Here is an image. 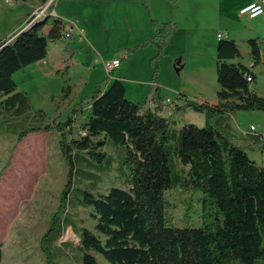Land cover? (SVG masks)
<instances>
[{
	"label": "trees",
	"instance_id": "obj_1",
	"mask_svg": "<svg viewBox=\"0 0 264 264\" xmlns=\"http://www.w3.org/2000/svg\"><path fill=\"white\" fill-rule=\"evenodd\" d=\"M142 1L154 28L147 42L162 49L176 26L152 18L146 0ZM45 22L46 18L31 23L8 43L9 38L0 41V123L8 119L6 114L19 118L32 108L28 94L17 90L14 74L44 59L50 41L60 36L59 31L57 35L40 32ZM246 44L251 65L239 60L242 54L235 39L227 36L217 42V103L183 94L178 97L184 100L178 110L192 108L205 114L203 127L175 126L173 118L162 115L158 106L145 109L130 100L124 83L115 79L107 88V80L98 83L91 94L79 98L81 105L66 121L44 124L39 116L40 125L19 132L22 138L30 132L55 129L61 153L70 164L59 208L40 241L46 264L58 263L44 243L54 232L56 239L71 226L58 224V213L68 206L76 161L87 163L81 180L95 188L102 174L115 168L107 150L118 147L123 150L130 187L111 186L101 194L90 187L80 189L76 205L92 208L94 230L103 236L76 226L81 264H101L93 251L108 264H264V165L223 130L236 111H264V95L251 88L257 80L254 68L264 65V36L249 37ZM154 82V97L161 100L156 74ZM83 116L82 131L77 134L74 123ZM177 187L192 191L193 196L202 193L199 226H176L167 216L166 192ZM2 246L0 242V264Z\"/></svg>",
	"mask_w": 264,
	"mask_h": 264
},
{
	"label": "rangeland",
	"instance_id": "obj_2",
	"mask_svg": "<svg viewBox=\"0 0 264 264\" xmlns=\"http://www.w3.org/2000/svg\"><path fill=\"white\" fill-rule=\"evenodd\" d=\"M227 1L152 0V6L148 1L151 14L153 11L155 14L168 16L173 22L178 18L180 23L179 29L174 30L162 49L153 42L148 43V40L137 45L143 35L140 28L133 32L125 30L127 15L129 22L135 26H141L147 20V10L142 0H105L98 5V11H95V6L86 4L83 9L76 10L81 15L70 16L61 14V2L50 7L57 11V17L52 14L46 17L44 26L54 25V18L62 25V34L50 41V52H57L60 47L65 48L66 42V54L77 59L78 63L71 64L69 71H65L62 76L49 72L50 65H45L47 67L42 73L35 71V65H32L14 74L19 89L25 90L30 96L32 108L19 118L6 114L4 117L9 120L5 119L0 123L2 264H46V254L40 241L52 225V217L59 208L62 191L69 180L70 164L61 153L59 134L55 129L30 132L22 138H19V132L30 125H40L42 119H45L44 124L66 121L73 109L81 105L78 99L86 97L85 94L92 93L98 83L108 79L102 69V62L96 59L101 55H115L121 60L123 65L118 67L119 73H122L130 89V96L134 83L129 80L154 81L156 74L161 85L159 95L166 102L168 99L177 100L182 91L192 98L198 96L210 103L216 102L220 88L216 72L217 32L221 20L225 18L220 7L233 8L228 3H233L232 0ZM43 5L40 0H0V41L12 37L28 24L35 11ZM37 6L39 7L35 10ZM85 7L93 12L84 13ZM79 19L82 26L78 25ZM255 21L231 20L230 24L235 23L237 26L232 27L230 32L240 48H246L245 39L256 36V28L253 26ZM69 22L75 24L73 34H68L65 29ZM79 36L81 42H70ZM244 52H241L239 60L248 63L249 56ZM125 54L130 59L124 58ZM105 60L112 58L106 57ZM255 70L257 80L251 86L260 95H264V65H258ZM80 77L86 80L81 97L76 98L75 94L67 101L65 95H70ZM143 88L140 85V90ZM84 120L85 116L74 123L77 134L82 131L80 126ZM191 123L203 127L206 124L205 114L188 108L182 110L174 120L175 126ZM251 123L257 127L258 133L264 134V111L239 110L228 119V124L236 134L249 130ZM223 130L228 132L227 128ZM107 151L113 156L115 168L111 173L102 174V180L95 188L88 181L84 183L81 180L83 171L88 169L87 163L82 160L75 163L68 206L58 213V224L70 223L72 227L68 226L65 232L62 230V236L56 239L54 232L44 243L48 251L55 254L54 260L58 264H81L82 251L78 249L76 226L94 230L95 221L90 216L92 208L76 205L81 196L80 189L90 187L95 194H101L106 193L111 186L130 187L127 183L129 172L123 168V150L118 147ZM246 151L250 157H255L256 161L264 165L261 145H255L253 150ZM196 193L193 196L192 191H181L178 187L166 192L167 216L171 217L173 225H200L202 204L199 197L202 193ZM96 234L103 238L98 232ZM93 253L101 264H108L100 254Z\"/></svg>",
	"mask_w": 264,
	"mask_h": 264
},
{
	"label": "crops",
	"instance_id": "obj_3",
	"mask_svg": "<svg viewBox=\"0 0 264 264\" xmlns=\"http://www.w3.org/2000/svg\"><path fill=\"white\" fill-rule=\"evenodd\" d=\"M102 1H105V0H58V2L62 3V7H61L62 9L60 11L61 14H67V16H70L72 14H80L81 15V13L77 12L76 10L83 9V7L86 4H90L92 6H95L96 7L95 11H98V10H100V6H98V5ZM106 1H108V0H106ZM111 1H115V2H125V1L131 2L132 1L133 2L135 0H111ZM148 1L150 2L151 6H152V2H151L152 0H146L148 8H150L149 4H148ZM252 1H254V0H232L233 3H230V2H228V3L233 5V8H231V9H228V8L227 9L226 8L225 9H221V7H220V11L222 12V15L225 18H223L221 20V24L219 26V31L217 32V35H218V33H223L226 37L228 36V37L233 38V36L231 35V32H230V29L232 27H236L237 24H235V23L230 24L231 20L242 21L243 19H245V20L248 19V21H251V20L255 21V20L258 19V21H255L253 23L254 28H256V31H255L256 33L255 34H256V36L257 35L264 36V14H262V15H260L258 17H255V18H248L247 16L241 15L239 13V9L242 6L248 4V3L252 2ZM38 7L39 6H37L35 8V10ZM86 9H87V7H85V9H84V13L93 12V10H91V9L90 10H86ZM55 12H57V11H55ZM150 14H151V12H150ZM147 17H148L147 20L145 22H143V24L141 26L133 25L131 22H129L128 15L126 17V21H125L126 22V26H125L126 29L125 30H127L128 32H133L134 30H138V28H140L141 31H142V33H141V34H143L142 38L140 39V41H138L137 45L143 43L146 40H149L152 37V35H153L154 28H153V25H152L151 21L149 20L150 17H149L148 14H147ZM151 17L156 19V20H159V21H170V22H173V21H171L172 19H170L168 16H164L162 14L158 15V14L153 13V11H152ZM53 21H54V19H53ZM173 23L176 26L174 30H176V28L179 29L180 23H179L178 18H176L175 22H173ZM82 24L83 23L81 22V19H79L78 20V25L82 26ZM119 28L122 29V27H119ZM58 31H59L58 35H61L62 34V25H61L60 22H57L54 25L44 26L43 27V32L45 34H49L50 33V34H53V35H57ZM80 39H81V37L79 36V38H77V39L73 38L70 42L71 43H75V41L81 42ZM218 40L219 39H218V36H217V42H218ZM70 42H69V45L71 47H73V45ZM54 44H56V43H54ZM60 44L63 45L61 42H60ZM64 45H65V48L60 47L57 52L52 53V52H50L51 44L49 43L47 56L44 59L40 60V61H37V62H34V63L28 65V67L32 66V65H35L34 66L35 67L34 70L42 73V72L45 71V68L47 67L45 65H50L49 72H51L53 74H60L62 76V74H64L65 71H69V68H70L71 64L78 63L77 59H74V58H72L70 56L68 57V55L65 52L67 43L64 42ZM244 45H245L246 48L242 49V48H240V46L238 44L241 52L245 51L244 53L248 55V46L246 44V39L244 41ZM106 57H107V59L108 58L114 59L117 56L111 55V56H106ZM106 57H104V55H101L98 58H96V59H98V60H100L102 62V64H101L102 65V69H103L104 72H106V74L108 76V79H107L106 84H105L106 88L115 79H119V80H121L124 83V85L126 87V96L130 100L138 103L139 105H141L145 109H147V108L155 109L158 106L159 107V112L162 115L170 116V117L173 118V120H176L177 115L182 111V110H178L177 108H178V106L182 105L184 100H182V99L181 100H179V99L171 100V102H173L175 104H171V102H169L168 100L166 102V101H164L163 98H161V100H158L157 98L154 97V83H155L154 81H149V82L148 81H143V82H141L139 80H129V81L134 83V86L131 89L132 95L130 96L129 95L130 89H128V87H127V85L125 83L126 81L124 80V77H122L123 76L122 73L121 72L119 73V68H121L122 65H123L122 62H121V64H120L118 69H115L112 72L108 73L106 68H105V66H104V61H106L105 60ZM124 58L130 59V57H128V55H126V54H125ZM244 63H246V62H244ZM247 64L251 65L252 63L249 61ZM254 70H255V68H254ZM85 84H86V80L83 77H80L78 82H77V85L72 89L70 95H65L66 96L65 99L68 101L69 98H71L75 94H76L75 95L76 98L81 97V94L83 92L82 91V87ZM140 85L144 86V88L142 90H140ZM158 85H159V87L161 86L159 83H158ZM251 88L254 91H256L252 86H251ZM17 90H21V89H19V86H18ZM22 91H25V90H22ZM142 93H144V94H142ZM89 94H91V93H86L85 95L87 96ZM158 94H159V92H158ZM181 94H183L184 97L186 96L187 98H190V99H196V100H199V101H207V100H204L203 98L198 97V96H196L195 98H192L189 95H187L186 93H183V91L179 93V95H181ZM29 98H30V96H29ZM212 103H217V101L216 102H212ZM0 110H3V108H0ZM183 110H186V109H183ZM250 125H254V124L251 123ZM227 127H228L227 129H228L229 134L234 136V138L237 141L242 142L246 146V149L253 150L255 145H258L259 142H263L261 144V152L262 153L264 152V140H263L264 134L258 133L256 126H255L256 127L255 130L250 131V127H249V130H246V131L244 130L241 134H236L234 132L233 128L230 125H228ZM253 159H255V157H253ZM2 249H3V246H2ZM2 259H3V257H2ZM1 264H2V262H1Z\"/></svg>",
	"mask_w": 264,
	"mask_h": 264
},
{
	"label": "built area",
	"instance_id": "obj_4",
	"mask_svg": "<svg viewBox=\"0 0 264 264\" xmlns=\"http://www.w3.org/2000/svg\"><path fill=\"white\" fill-rule=\"evenodd\" d=\"M58 0H47L46 3L35 11L32 15L31 21L29 23H33L38 20H43L49 15H53L57 17L56 12L54 9H50L51 6H55ZM239 13L241 15L247 16L248 18H255L262 14H264V0H254L239 9ZM65 29L68 34H73L75 31V24L73 22H69ZM81 33V29L79 31ZM218 39L226 37L223 33H218ZM121 64V60L119 58H114L112 60L104 61V66L108 73L112 72L113 70L117 69ZM248 80H252L251 75H248ZM171 102L170 99H168ZM256 127L254 125H250V131L255 130ZM262 159L264 160V152L262 153Z\"/></svg>",
	"mask_w": 264,
	"mask_h": 264
},
{
	"label": "water",
	"instance_id": "obj_5",
	"mask_svg": "<svg viewBox=\"0 0 264 264\" xmlns=\"http://www.w3.org/2000/svg\"><path fill=\"white\" fill-rule=\"evenodd\" d=\"M31 23L26 24L25 26H23L18 32H16L12 37H10L7 40V43L10 42L11 40H13L15 37H17L22 31H24L25 29L31 27Z\"/></svg>",
	"mask_w": 264,
	"mask_h": 264
}]
</instances>
